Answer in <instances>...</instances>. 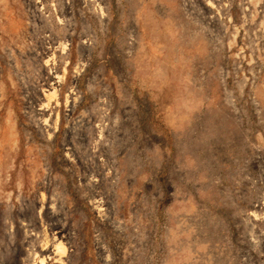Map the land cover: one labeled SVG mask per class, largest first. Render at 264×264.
Here are the masks:
<instances>
[{
	"label": "rangeland",
	"instance_id": "374dc122",
	"mask_svg": "<svg viewBox=\"0 0 264 264\" xmlns=\"http://www.w3.org/2000/svg\"><path fill=\"white\" fill-rule=\"evenodd\" d=\"M0 264H264V0H0Z\"/></svg>",
	"mask_w": 264,
	"mask_h": 264
}]
</instances>
